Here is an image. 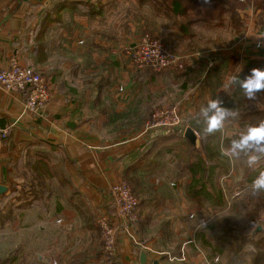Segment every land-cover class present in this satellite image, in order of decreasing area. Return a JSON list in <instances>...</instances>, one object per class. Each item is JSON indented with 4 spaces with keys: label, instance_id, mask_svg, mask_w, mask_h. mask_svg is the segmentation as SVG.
Instances as JSON below:
<instances>
[{
    "label": "crops",
    "instance_id": "0c3cea01",
    "mask_svg": "<svg viewBox=\"0 0 264 264\" xmlns=\"http://www.w3.org/2000/svg\"><path fill=\"white\" fill-rule=\"evenodd\" d=\"M138 9L132 0H0V71L15 58L37 70L50 91L42 114L33 117L24 111L23 93L0 89V126L10 127L0 148V185L6 187L0 196V233L11 242L22 240L20 254L14 246L7 250L13 259L21 255V264L31 260L30 239L36 241L37 264H140L142 251L146 264H209L194 242L196 231L210 220L209 209H191L184 169H173L166 161L172 155L153 145L168 132H142L141 127L125 135L120 128L139 121L135 116L147 103L166 102L178 106L186 128L204 127L198 116L188 115L202 104L207 109V87L213 84L217 92V46L181 37L168 23L149 14L145 18ZM146 30L170 51L192 55L186 72L170 69L143 78L133 71L125 48ZM235 49L222 56H245ZM204 65L206 70L216 65L213 76L201 75ZM181 87L190 90L183 94ZM219 131L220 139L233 134ZM229 159L232 176L236 161ZM36 161L43 172L38 184L31 171ZM50 166L52 172H46ZM124 177L135 182L139 200L131 236L120 231L109 195ZM102 216L117 227L112 255L102 247L97 227Z\"/></svg>",
    "mask_w": 264,
    "mask_h": 264
},
{
    "label": "trees",
    "instance_id": "16d2710c",
    "mask_svg": "<svg viewBox=\"0 0 264 264\" xmlns=\"http://www.w3.org/2000/svg\"><path fill=\"white\" fill-rule=\"evenodd\" d=\"M135 1L139 9L147 6L151 17H159L168 24L171 21V25L190 41H194L191 40L193 38L195 40L203 39L202 35L194 29L195 26L205 28H223L226 26L232 32L238 33L239 28L242 26L240 12H244L245 9L251 7L254 11L255 27L264 42V0H207V3H205V0ZM145 34L152 37L149 30H146ZM249 47H254V45ZM257 51L264 54V44L255 49V52ZM251 57V55L246 56L245 54L240 61H238L237 56L233 59V61L240 63V70L237 74L231 76L233 79L230 80L227 86L231 99L220 105L229 110L224 123L229 124V128L233 132L232 135H225L222 139L217 137L216 144L212 145V140L216 139V134L220 136V129L216 131L217 133L214 132L216 134L209 133L202 136V127L189 126L193 132L199 135V137L197 136L199 145L194 146L183 137V132L187 126L186 123H181L179 128L168 132L165 137L156 138L153 141L154 146L162 145L161 148L175 158L181 157V151H187L189 161L183 164V169L186 175L185 195L190 202L191 209L201 210L204 207L217 212V229H214L215 226H212V224H204L196 231L194 238V242L204 252L209 264H264V222L262 224L260 221L264 217V192L253 194L248 190L249 182L261 170H264V158L249 167L245 163L244 155L241 154L239 158H235L237 166L233 170L234 175L231 176L229 157L224 154V149L229 147L231 140L237 139L238 134L247 125H256L264 120V90H260L252 99H249L244 95L237 79H235L236 77L242 79L251 68L264 67V58L253 59ZM228 61L232 60H229L227 56L218 55L217 57V72L215 73L217 75V89L223 84L227 73V67L225 68V66ZM183 65L187 68L185 63ZM205 67L206 65L202 66L201 72H205L201 75L204 74L205 78L213 76L216 65L211 66L208 70ZM168 69L179 70L172 67ZM35 71L38 73L37 70ZM194 74L195 72L190 73V75ZM45 83L49 91L48 84L46 81ZM212 86L213 84L208 89ZM144 111L146 112L136 114L135 117L139 118V121L134 125H126L125 128H120V132L125 135L137 133L150 118V114L147 113L148 109L146 108ZM36 162L32 165L31 171L36 177L35 184H38L41 183L38 180L42 179L43 172L40 166L41 161ZM49 169L46 172H52L51 166ZM224 178L226 181L231 180V183L228 184L229 188L241 193L238 198L242 196L243 205L240 206L238 212H236L237 208L234 202H231L230 207L227 209L226 195L221 185ZM123 180L131 184L132 193L136 198L138 193L136 185H134L135 182L128 178ZM137 225L138 220L133 227L136 228ZM257 227H260V229L257 230ZM179 264L190 263L183 262Z\"/></svg>",
    "mask_w": 264,
    "mask_h": 264
},
{
    "label": "built area",
    "instance_id": "2783aa9c",
    "mask_svg": "<svg viewBox=\"0 0 264 264\" xmlns=\"http://www.w3.org/2000/svg\"><path fill=\"white\" fill-rule=\"evenodd\" d=\"M250 45L248 43L245 47ZM260 46L262 44H254L256 49L260 48ZM128 50H125L126 57L130 65L136 69H149L154 72H160L171 67L183 68L184 55L169 51L161 41L156 39L144 37ZM0 89L6 92L16 90L23 93L24 111L33 117H38L42 114L50 98V93L43 77L31 67L20 65L15 58H11L8 66L0 71ZM120 91H122L121 88ZM157 117V120L152 125L147 126L144 132L154 128L170 132L181 125V121L174 109L160 112ZM9 128L0 126V148L9 135ZM109 195L116 211V218L121 224L119 227L121 228L120 231H123L126 236H131V228L138 213V201L133 195L131 187L125 181H119L110 187ZM261 221L264 222V217L261 218ZM97 227L104 252L112 255L115 250L117 227L105 216L97 219ZM153 253L161 255V252L158 251H153ZM178 260H184L183 255Z\"/></svg>",
    "mask_w": 264,
    "mask_h": 264
},
{
    "label": "rangeland",
    "instance_id": "374dc122",
    "mask_svg": "<svg viewBox=\"0 0 264 264\" xmlns=\"http://www.w3.org/2000/svg\"><path fill=\"white\" fill-rule=\"evenodd\" d=\"M132 1L134 3H136L135 0H132ZM138 11L142 12V13H146L143 16L145 18H148L149 9L147 8V6L141 7L140 9H138ZM240 14H241V18H242V26L239 28L238 33L232 32L226 26L223 27V28L222 27L205 28V27L197 26L194 29L202 35V38L204 40H207V41L210 40L212 42H215L214 45L217 46V57H218V55L222 56V54H225V55L229 56L230 55L229 53H231L230 49L233 48V51H234V50H236L235 48H237V51L239 53H241V55H245V54H246V56L247 55L248 56L251 55L252 56L251 58L257 57L258 59L264 58L263 52H259V51L255 52V49H256L255 47H245L248 43H250L251 45H254L255 43H259V44H262V45L264 44V42L261 40V38L255 40V38L257 36H260V34H259L257 28L255 27V19H254V11H253V9L251 7H249L247 9H245L244 12H240ZM156 20L160 21L159 17H156ZM171 24H172V22L170 21L168 26L173 27ZM180 35L182 37V33H180ZM151 36L152 37H150L147 34H143L142 38L148 37L149 39H156V40H159V41H161L163 43L162 39L160 37H158L157 35L152 34ZM235 39L238 40L237 43H234ZM257 40H259V42ZM196 41L198 43H200V39H197ZM196 41H195V43H196ZM237 44L239 45V47L236 46ZM130 48H132V47H130ZM130 48H129V46H127L125 48V50L129 51L128 49H130ZM171 52H173V51H171ZM173 53L184 55L185 59H183V63H187L186 60L188 59V57L192 56L189 52H186V51H177V52L175 51ZM235 57H236V54H235ZM225 60H227V59H225ZM229 60H232L229 63H231V62H234V63H231V64H229L228 62L226 63L225 68L227 67V71L229 70V73L227 74V76L225 75L227 77V80L226 81L223 80V84H221L219 86V88L217 89V92H216V88L215 87H214V89H213V87H211L210 89H208L209 87H207V89L209 90L208 91L209 92V97H207L208 101L216 99V100L221 101L222 103H225L227 100L229 101L231 99V95L229 94V91L224 86L226 85L227 82L228 83L230 82V80H231L230 77H231V74L233 72H236V74L239 72L240 63L238 61H240V59H238L237 63H236V61H233V58H229ZM183 68L179 69L177 72H186V70L188 69V68H185L184 65H183ZM133 69H134L133 71L136 72V74L142 76L143 78H145L149 74L150 75L160 74L162 72L167 71V70H164V71H160V72H154V71L149 70V69L140 70V69H136L134 67H133ZM168 70H170V69H168ZM171 70L175 71L174 69H171ZM220 88H222L223 90L220 91L219 90ZM138 89H147V88L142 86V85H140V86H138ZM181 89H182V93L183 94L186 93L189 90L187 88H182V87H181ZM222 103H221V105H222ZM203 106H205V105L204 104L200 105V111L199 112H195L194 111V112L191 113V116L188 115L190 117V119H193L194 116H198L197 119L202 121V123L204 125V127H202L203 130H201L202 131L201 132L202 136L209 134L206 131H204V128L206 127L207 118L204 115V111L202 110L204 108ZM146 108L149 109L147 111V113L150 114V118L143 124V127L141 129L142 132H143V130L146 129L147 126L152 125V123L157 120V118H158L157 116H158V114L160 112L171 111L172 109L175 110V113H176L177 117L179 118V120L181 121V123H185L186 122L185 116H184L183 113H181L178 110V106L171 105V103H167L166 102V104L158 105V106H155V107H153L152 105H149V103H147V107ZM143 112H146V111H143ZM211 114H212V112L209 110L208 115H211ZM230 129L231 128H229V124L223 122L222 130H225L227 132V134H229V132H231ZM159 130H162V129L154 128V129H151V130H148V131L154 132V131H159ZM149 133H151V132H147V134H149ZM216 133L213 132V133H210V134H216ZM219 134H220V132H219ZM222 135H225V134H222ZM217 137H219V136H217V134H216V139H214L212 145L216 144L215 142H217ZM186 152H182L181 151V153H180L181 157H179V158H175L173 156H170L166 160L167 163L172 164L171 166L173 167V169H179V170L183 169V164L185 162L189 161V154H187ZM234 161H236L235 158H234ZM234 163H235V165H233V166H235V168H236L237 164H236V162H234ZM229 167H230V171H231L233 168H231L232 166H230V162H229ZM221 185H222V189H223V191H224V193L226 195L227 209L230 207L231 202H234V204H235V206L237 208L236 212H238V209H240V206L243 205L242 196L239 197V198L238 197L234 198L236 196L235 195V190H233V189L228 187V183H226V179L225 178L222 180ZM129 186L131 187V190H132L131 184H129ZM132 192H133V190H132ZM240 194L241 193H238V195H240ZM233 195H234V197H233ZM138 209H139V207H138ZM208 209L209 210H207V214H208L207 215V219L209 218L210 220L209 219H208L209 221L206 220L207 223H205V224H208V225L212 224V226H215L214 229H217V212L213 211L210 208H208ZM114 215L116 217V211H115ZM137 217H138V213L136 214L135 223H133V225H136L137 220H138ZM106 218L109 219L108 217H106ZM261 223L263 224L262 221H261ZM133 225H132L131 229L134 230L135 226L133 227ZM21 241L22 240L20 238H18V239H14L11 242V241L7 240L6 235H5L4 232L0 233V264H21L22 263L21 262L22 261V256L21 255H19L15 259H13L14 257H11V255L7 254V250L13 248V246H14L15 253H19L20 254ZM35 243H36V241H33L32 239L28 240V245L30 247V259H31L28 262V264H37V262H38V261H36V256H34L32 254V250L36 247Z\"/></svg>",
    "mask_w": 264,
    "mask_h": 264
},
{
    "label": "clouds",
    "instance_id": "9594fccd",
    "mask_svg": "<svg viewBox=\"0 0 264 264\" xmlns=\"http://www.w3.org/2000/svg\"><path fill=\"white\" fill-rule=\"evenodd\" d=\"M207 3V0H205ZM230 79H233L230 77ZM239 86L244 95L252 99L260 90H264V68H251L247 75L242 79L236 77ZM221 101L209 100L207 109L203 110L206 116V127L204 131L213 133L223 127L225 116L228 114L227 109L221 107ZM212 114L208 115V111ZM224 154L230 158H239L241 154L245 157V163L251 167L261 158H264V120L256 125H247L243 131L238 134L237 139L230 142L228 148L224 149ZM248 190L253 193L264 192V170L249 182ZM204 223H207L206 221ZM170 259H174L170 257Z\"/></svg>",
    "mask_w": 264,
    "mask_h": 264
},
{
    "label": "water",
    "instance_id": "95a60500",
    "mask_svg": "<svg viewBox=\"0 0 264 264\" xmlns=\"http://www.w3.org/2000/svg\"><path fill=\"white\" fill-rule=\"evenodd\" d=\"M183 137L192 145L198 146L199 142L194 134V132L190 128H186L183 132ZM6 192V187L0 185V196H2ZM260 227H257V230H259ZM147 253L142 251L139 255V262L140 264H146L147 262Z\"/></svg>",
    "mask_w": 264,
    "mask_h": 264
}]
</instances>
